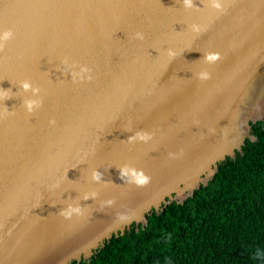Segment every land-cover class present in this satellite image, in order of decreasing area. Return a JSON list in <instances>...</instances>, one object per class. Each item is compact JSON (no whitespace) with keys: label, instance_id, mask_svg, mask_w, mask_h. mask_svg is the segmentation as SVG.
<instances>
[{"label":"water","instance_id":"obj_1","mask_svg":"<svg viewBox=\"0 0 264 264\" xmlns=\"http://www.w3.org/2000/svg\"><path fill=\"white\" fill-rule=\"evenodd\" d=\"M223 3L0 0V29L13 31L0 49V89L12 93L0 101V264L89 261L152 211L194 196L257 139L264 0ZM205 52L220 59L207 64ZM81 66L91 79L73 80ZM28 98L40 100L32 112ZM137 132L151 139L129 141ZM125 165L149 183L122 180ZM69 205L81 213L65 218Z\"/></svg>","mask_w":264,"mask_h":264},{"label":"trees","instance_id":"obj_2","mask_svg":"<svg viewBox=\"0 0 264 264\" xmlns=\"http://www.w3.org/2000/svg\"><path fill=\"white\" fill-rule=\"evenodd\" d=\"M251 125L257 139L220 162L207 186L71 264H264V120Z\"/></svg>","mask_w":264,"mask_h":264},{"label":"clouds","instance_id":"obj_3","mask_svg":"<svg viewBox=\"0 0 264 264\" xmlns=\"http://www.w3.org/2000/svg\"><path fill=\"white\" fill-rule=\"evenodd\" d=\"M183 6L186 9H190L194 7L193 0H183ZM207 6L211 7L215 10H223L225 7V4L223 3V0H207ZM192 30L194 32L201 31L200 26L198 25H192ZM137 38L143 39V36L140 33L136 34ZM13 37V31L11 29H0V49L4 47L5 42L10 40ZM169 55H172V53L169 51ZM220 59V53L218 52H205L203 56L204 62L207 64H213L217 60ZM90 72V69L86 66H81L79 71H73L72 72V78L73 80L76 79H91L90 75H86ZM197 76L201 80H207L210 78V74L206 70H202L199 73H197ZM20 88L23 89L25 92L31 90L33 95L35 96L39 89L34 87L32 84H30L28 81H21L20 82ZM11 89H0V101L6 100L11 96ZM24 106L26 107L28 112H32L34 107H38L40 104L39 99H32L28 98L23 101ZM129 141L132 140H141V141H148L151 139L150 133L145 132H137L134 136L128 137ZM120 176L121 179L124 181H127L128 183L135 184L137 186H143L149 183L150 177L147 176L143 170L136 169L134 167H129L125 165L124 167L120 168ZM101 173L99 171H93L91 173V179L93 181H100ZM89 195L92 197L96 196L95 192H92L90 194H85L84 199L87 200L89 198ZM106 204H112V200H108L105 202ZM73 213L80 214L81 208L79 206L73 207L72 205H69L66 209L61 211V215L65 218H69L73 215Z\"/></svg>","mask_w":264,"mask_h":264}]
</instances>
